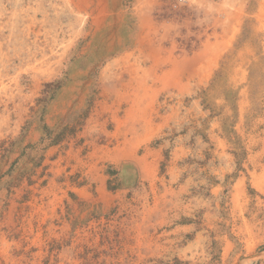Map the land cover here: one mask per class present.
Returning <instances> with one entry per match:
<instances>
[{
  "label": "rangeland",
  "instance_id": "obj_1",
  "mask_svg": "<svg viewBox=\"0 0 264 264\" xmlns=\"http://www.w3.org/2000/svg\"><path fill=\"white\" fill-rule=\"evenodd\" d=\"M0 264H264V0H0Z\"/></svg>",
  "mask_w": 264,
  "mask_h": 264
}]
</instances>
